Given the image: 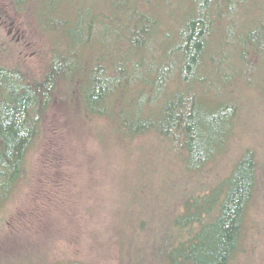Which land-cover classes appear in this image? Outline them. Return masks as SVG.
Returning <instances> with one entry per match:
<instances>
[{
	"label": "trees",
	"instance_id": "obj_1",
	"mask_svg": "<svg viewBox=\"0 0 264 264\" xmlns=\"http://www.w3.org/2000/svg\"><path fill=\"white\" fill-rule=\"evenodd\" d=\"M247 1L14 0L31 11L53 59L39 79L0 65V225L29 178L44 112L62 92L77 103L98 148L122 154L124 197L131 185L120 208L117 186L103 207L108 264H255L264 154L238 142L237 93L218 104L208 97L215 75L235 83L232 59L245 66L259 56L250 48L259 34L247 23ZM37 264L93 263L67 257Z\"/></svg>",
	"mask_w": 264,
	"mask_h": 264
},
{
	"label": "rangeland",
	"instance_id": "obj_2",
	"mask_svg": "<svg viewBox=\"0 0 264 264\" xmlns=\"http://www.w3.org/2000/svg\"><path fill=\"white\" fill-rule=\"evenodd\" d=\"M261 3L264 0H248L245 4L249 13L247 23H254L259 34L250 48L258 50L259 56L250 59L245 66L232 59L234 70L238 72L235 83L227 85L215 75L211 78L208 97L218 104L233 100L237 93L242 107L240 121L244 125L238 142L255 145L264 154V34L261 26L264 12L259 10ZM14 4V0H0V65L39 79L53 59L52 47L38 30L31 11H22ZM167 11L164 8L163 25L168 18ZM234 17L240 26L244 24L243 15ZM227 19L228 23L230 19ZM168 20L173 26L174 22ZM239 35L236 29L237 40ZM221 85H227L226 92ZM55 99L44 112V131L29 155V178L18 185L2 216L0 245L8 242L1 253L2 264H21L28 258H32V264L49 263L67 257H84L93 264H108L102 257L105 237L102 211L114 186L120 189L116 210L130 195L131 185L126 186L128 197L121 191L124 184L119 170L123 157L119 151L109 156L98 148L88 123L78 115L73 99L66 100L62 92L57 93ZM81 128L84 129L74 131ZM256 220L263 229L256 231L260 243L255 250V264H264V208L260 207ZM92 240L97 244L95 248H92ZM17 244L20 245L16 247ZM137 249L132 257L136 256ZM140 250L145 258L151 257L149 250ZM115 263L113 260L112 264Z\"/></svg>",
	"mask_w": 264,
	"mask_h": 264
},
{
	"label": "flooded vegetation",
	"instance_id": "obj_3",
	"mask_svg": "<svg viewBox=\"0 0 264 264\" xmlns=\"http://www.w3.org/2000/svg\"><path fill=\"white\" fill-rule=\"evenodd\" d=\"M13 34V33H12ZM20 39H21V37H20Z\"/></svg>",
	"mask_w": 264,
	"mask_h": 264
}]
</instances>
